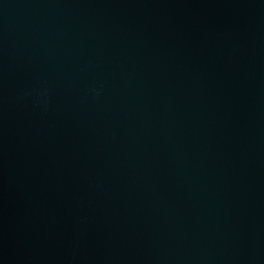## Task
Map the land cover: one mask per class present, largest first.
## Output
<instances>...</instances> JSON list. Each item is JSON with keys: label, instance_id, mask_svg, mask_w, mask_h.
I'll list each match as a JSON object with an SVG mask.
<instances>
[{"label": "water", "instance_id": "1", "mask_svg": "<svg viewBox=\"0 0 264 264\" xmlns=\"http://www.w3.org/2000/svg\"><path fill=\"white\" fill-rule=\"evenodd\" d=\"M0 264H264V0H0Z\"/></svg>", "mask_w": 264, "mask_h": 264}]
</instances>
